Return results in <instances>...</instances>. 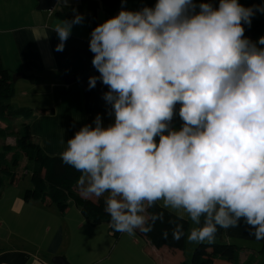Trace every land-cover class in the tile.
Here are the masks:
<instances>
[{"label":"clouds","instance_id":"9594fccd","mask_svg":"<svg viewBox=\"0 0 264 264\" xmlns=\"http://www.w3.org/2000/svg\"><path fill=\"white\" fill-rule=\"evenodd\" d=\"M257 11L264 5L157 0L136 11L122 7L92 30L99 76L89 77L88 87H108L103 99L113 122L105 126L97 114L66 141L60 158L81 173L83 198H104L115 231L150 233L168 210L176 242L186 217L203 221L189 242L211 243L217 226L241 221L264 239V36L253 42L244 35ZM73 13L52 28L56 51L83 22ZM177 104L179 129L172 127ZM157 206L163 210L149 211Z\"/></svg>","mask_w":264,"mask_h":264},{"label":"crops","instance_id":"0c3cea01","mask_svg":"<svg viewBox=\"0 0 264 264\" xmlns=\"http://www.w3.org/2000/svg\"><path fill=\"white\" fill-rule=\"evenodd\" d=\"M156 2L125 0L122 3L119 0L118 6L111 9L104 0H68V6L63 0H56L53 9L48 11L38 10L36 0H0V62L11 76L22 73L13 82V99L16 94L19 96L13 104L33 110L28 120L12 118L9 130L19 131L22 123L28 122L34 141L46 153L61 155L67 146L66 141L83 125L91 124L97 114L101 115L105 126L112 123L113 118L108 115L110 105L103 99L107 86L97 81L95 88L89 89V78H76L65 83L62 76L77 77L93 69V76H99L92 65L94 54L89 50L92 30L118 15L122 7L136 11L144 6L153 7ZM195 2H211L215 7L219 4V0ZM238 2L244 7L264 5V0ZM73 9L83 15V22L73 26L63 51H56L60 41L52 28L61 20H71ZM258 26L264 29V13L259 11L252 17L250 26L244 25L245 37L256 42L264 36V31L257 30ZM44 35L48 38H39ZM179 107L177 104L175 129L183 123L178 114ZM44 108H53V111H43ZM17 120V126L13 128L12 123ZM5 126L0 121V127ZM10 137L15 142L14 136H8L5 143L12 145ZM27 165V160L23 158L15 169L16 180L2 188L0 264H53L51 259L56 255L63 256L70 264H181L186 258L181 249L153 245L138 232L132 236L120 233L114 238L108 229V222L88 223L75 205L60 212L52 203L25 201L23 192L31 187L30 177L28 182L23 181L25 175L30 176ZM76 188L79 192L77 185ZM88 199L97 200L95 197ZM185 219L189 223L187 235L193 227L203 223L194 225L190 219ZM217 228L211 243L224 241L241 247L238 251L239 264H245L250 254L256 259L252 264L261 261L263 256L259 249L264 239L257 240L250 235V228L243 221L237 227ZM190 243L193 248L200 244ZM203 243L211 244L207 241Z\"/></svg>","mask_w":264,"mask_h":264},{"label":"trees","instance_id":"16d2710c","mask_svg":"<svg viewBox=\"0 0 264 264\" xmlns=\"http://www.w3.org/2000/svg\"><path fill=\"white\" fill-rule=\"evenodd\" d=\"M92 25L95 27L94 20ZM255 29V28H254ZM257 30L264 31L257 27ZM14 95L13 82L10 73L2 66L0 62V121L6 124L0 127V138L5 140L8 136H14V144L3 142L0 145V196L2 188L12 183L17 178L15 172L16 166L25 158L28 162L27 169L30 171L31 187L23 192V199L29 201H40L52 203L60 212H64L70 205H75L81 212L84 219L90 224H97L101 221L109 223V231L114 238L120 235L110 226V216L104 211V198L93 201L83 198L77 191L76 185L81 173L73 167L63 163L61 155H52L46 153L40 145L34 141L30 132L28 122L22 123L19 131H10L11 119L22 117L26 120L33 115L32 108L25 106H16L10 102ZM43 111H53V108H44ZM159 206L149 209L150 212H160ZM165 222L156 223L155 229L147 234L140 233L151 244L156 246L166 245L171 248L184 249L186 246V236L188 231V220L179 221L184 224L185 236L176 242L171 238L172 225L168 220H175L174 214L168 210H163ZM168 230V239H163L162 231ZM241 247L228 242H214L211 244L200 243L195 247L192 260L184 259L181 264H239L238 251ZM262 259L257 264H264V241L259 249ZM253 254H250L245 264H252L255 261Z\"/></svg>","mask_w":264,"mask_h":264},{"label":"water","instance_id":"95a60500","mask_svg":"<svg viewBox=\"0 0 264 264\" xmlns=\"http://www.w3.org/2000/svg\"><path fill=\"white\" fill-rule=\"evenodd\" d=\"M36 2H37L36 8L38 10H48L49 11V10H52L53 7L55 6L56 0H36ZM104 2L111 9L116 8L119 4V0H104ZM94 74H95V70L93 69V70L87 71L86 73L78 75L77 77H75L74 75H64L62 76V79L65 83H70L74 81L76 78L78 80H82V79L89 78L93 76ZM21 76H22V73H14L11 76L12 82H15L16 79ZM51 262L53 264H70L63 256H59V255L53 256L51 259Z\"/></svg>","mask_w":264,"mask_h":264},{"label":"rangeland","instance_id":"374dc122","mask_svg":"<svg viewBox=\"0 0 264 264\" xmlns=\"http://www.w3.org/2000/svg\"><path fill=\"white\" fill-rule=\"evenodd\" d=\"M16 98H17V99L19 98L18 94H16ZM16 98L13 99V97H12V98L10 99V102L13 104V102H14V100H16ZM17 123H18V120H17V121H14V122L12 123L13 128H15V127L17 126ZM9 139H10L9 141H11V143H14V138H13V137H10ZM2 142H5V140H1V139H0V144H1ZM29 177H30V176L25 175V176L23 177V181L28 182ZM187 242H188L187 245L185 246L184 249H182V251L185 252V257L188 258V260L190 261V260H192V256H193V254H194V252H195V248L192 247L191 243H190L188 240H187ZM260 248H261V247H260Z\"/></svg>","mask_w":264,"mask_h":264},{"label":"built area","instance_id":"2783aa9c","mask_svg":"<svg viewBox=\"0 0 264 264\" xmlns=\"http://www.w3.org/2000/svg\"><path fill=\"white\" fill-rule=\"evenodd\" d=\"M172 127L174 128V118H173V120H172Z\"/></svg>","mask_w":264,"mask_h":264}]
</instances>
